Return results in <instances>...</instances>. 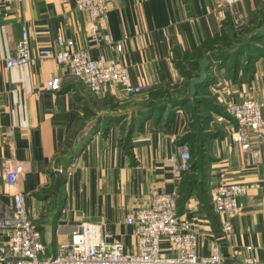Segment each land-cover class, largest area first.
Instances as JSON below:
<instances>
[{
    "label": "crops",
    "instance_id": "obj_1",
    "mask_svg": "<svg viewBox=\"0 0 264 264\" xmlns=\"http://www.w3.org/2000/svg\"><path fill=\"white\" fill-rule=\"evenodd\" d=\"M263 10L264 0H111L95 42L87 31V14L76 7V0L0 2V217L12 207L3 172L21 164L17 187L41 232L45 256L53 255L83 220L99 223L108 242L135 250L136 238L125 217L148 205L153 193L178 191L188 171H175L167 157L178 156L175 141L187 116L178 110L166 125L136 118L127 148L119 139L126 133L129 115L118 117L109 105L130 110L141 92L165 84L178 85L183 92L182 72L194 70L189 64L194 58L182 55L217 33L232 39L227 27L233 28L234 22L240 28L252 25ZM22 30L32 50H58L56 36L70 37L75 48L86 49L92 57L125 64L130 81L146 89L125 94L119 84L110 83L94 95L69 74L66 64L53 58L7 67L4 59L14 52ZM108 32L122 39L121 49L106 42ZM203 54L214 75L215 103L226 107L230 101L252 97L263 102L264 118V54L235 73L228 61L220 62L217 48ZM52 76L61 78L59 90L47 88ZM214 120L217 133L206 135L205 156L196 169L197 174L204 172V186L197 184L183 202L176 200L177 213L196 226L201 254L217 242L224 264H247V257L264 264V161L253 162L251 153L231 140V119ZM72 130L75 138L83 133L84 138L76 155L62 163L60 151L68 150L64 142ZM56 169L62 181L54 188ZM222 182L248 188L232 214H218L212 207V196ZM225 222L231 227L227 233L222 229ZM8 234L9 229L3 230L2 238ZM160 243L163 252H173L166 238Z\"/></svg>",
    "mask_w": 264,
    "mask_h": 264
},
{
    "label": "built area",
    "instance_id": "obj_2",
    "mask_svg": "<svg viewBox=\"0 0 264 264\" xmlns=\"http://www.w3.org/2000/svg\"><path fill=\"white\" fill-rule=\"evenodd\" d=\"M17 0H0L11 2ZM111 0H76V7L87 14V31L95 42L100 39V20L106 21V12ZM58 50L41 47L32 50L28 33L22 30L15 50L4 59L7 67H19L34 63L39 58H53L67 65L69 74L83 82L94 95L101 93L110 83L119 84L125 94L138 93L146 89L142 83L130 81L127 66L103 56L92 57L84 48H75L70 37L58 34ZM106 42L122 48V39L110 32ZM48 89H60L61 78L52 76L46 80ZM263 102L252 97L230 101L226 110L231 118L229 136L245 153H251L253 162L264 161ZM178 156L167 157L175 171L189 169V152L184 144L178 146ZM21 164L6 168L3 172L7 186L12 191V207L8 215L0 217V262L4 264H224L217 242L207 254L198 251L199 232L194 223L177 213L178 191L172 189L153 193L150 203L126 215L136 238L135 250L108 242L97 222L83 220L71 235L59 243L53 255L45 256V245L39 228L32 222L25 206L24 194L17 187ZM247 186L239 182H222L212 196V207L218 214H232L238 209V197L247 192ZM225 222L222 229L230 230ZM9 229L7 239L2 232ZM166 238L173 248L172 253L161 249V238ZM244 263L254 264L252 257Z\"/></svg>",
    "mask_w": 264,
    "mask_h": 264
},
{
    "label": "trees",
    "instance_id": "obj_3",
    "mask_svg": "<svg viewBox=\"0 0 264 264\" xmlns=\"http://www.w3.org/2000/svg\"><path fill=\"white\" fill-rule=\"evenodd\" d=\"M256 20L257 21H256L255 25H253V27H251L252 25L245 27V28H248L247 33L249 32V34H250V38H249L250 40L249 41H253V42L255 40H257V38L259 39L261 36L264 35V10L260 12V14L258 15ZM228 35L229 36L233 35L232 39L231 38L228 39L227 38L228 36L222 35V34L218 35V33H217V34L213 35L212 37L203 40V42L197 48H195V50L191 54L187 53L185 55H182L183 59H187L189 57L194 58L192 61H189V64L193 66L194 70L191 72H182V74L186 78V81H185L186 83L184 85V91L182 92L184 94H182L181 91L180 92L178 91V93L174 94V95L167 93V91H170V88H169L170 84H165L166 87H164V88L162 86H157V87H155L149 91H144L141 93L138 92L140 94H146V95L144 97H137V101H135L132 108H130V110H128L129 112L124 115V116L129 115V118H128V123H127V127H126V133L124 136H122L119 139V142L121 145H124V140H127L126 141L127 146H125V147H127V148L129 147L128 146V144H129V133L135 127L134 120L136 119V117H139L138 115H135L136 113L141 114V113H139L140 111H144L146 109L155 108V107L157 108L159 106L168 110L169 106H171V104L177 103V101H179V100L181 102L188 103L189 100L192 101L191 99H194V98L200 99L199 97L201 95H199V92H198L199 89L198 88H201V87L203 88L204 87L203 84L205 81L196 85V91L194 94L186 96V94L189 91L188 81H189V79H191L192 77H194L196 75V72H197L198 66H199V64H198L199 59H201L203 57V55H204L203 53L205 52V50L222 47L223 49H225L228 52L221 51V53H220L221 58L223 56L228 57L229 54L231 56L232 53L237 52L236 49H234V48L231 51L230 45L227 43V42L233 41V39L235 37L234 34L231 35V34H229V31H228ZM240 47H242V46H240ZM241 50L245 51L246 48L244 47ZM257 51L259 52L257 55L254 53H248L247 54L246 58H250V59H249L248 63L244 64V66L242 67V68H244V70L249 68L250 63H252L258 55L264 54V51L260 52L259 49H257ZM173 54L174 55L178 54V51L175 49L173 51ZM237 66H239V63ZM235 72L236 71H234V73ZM207 78H208V76L206 77V80H207ZM173 90L176 91L178 89L173 88ZM131 94H133V93H131ZM198 102H200L199 104L202 105V106H198V108L204 107L206 109V107L208 106L207 103L211 104V101L209 99H206V98H202L201 100H198ZM212 104L216 108L215 110L224 113V110L219 105L214 103V101L212 102ZM190 107L195 108V106H190ZM131 111L135 113L134 114L135 116L131 115L132 114V113H130ZM197 114H200L199 111H197L196 115ZM200 121L201 120L196 121V124L197 123H198V125L201 124ZM92 123L90 125H92ZM140 123H141V121H140ZM93 127L91 129H94ZM198 127L200 128V125ZM213 133L215 135L217 132L213 131ZM213 133L207 132V133H203V135L206 136V135H211ZM76 136H77V134L73 133V130L71 132H69V134L67 135L64 143H65V145L68 146V150L62 149L60 151L61 154L59 156L61 158L62 163L76 155L77 150L79 149V147L83 141L84 133L82 135L79 134L78 135L79 138H75ZM123 137H124V139H123ZM201 140H202V137H201ZM202 148H203V146H202ZM191 155H192V153H191ZM196 156L197 157L194 158L193 160H192V156H191V160H192V162L190 160L191 166H189V170H188V172H186V174H185V176H184V178H183V180H182V182L178 188L177 203L183 202V200L187 198L189 193H191V191L193 190V188L197 184H201V186H204V182H205V178L203 176L204 172L201 171L202 175L196 173V169H198V167H199L198 165H201L202 158L205 156L203 153V150L199 151V153H196Z\"/></svg>",
    "mask_w": 264,
    "mask_h": 264
},
{
    "label": "rangeland",
    "instance_id": "obj_4",
    "mask_svg": "<svg viewBox=\"0 0 264 264\" xmlns=\"http://www.w3.org/2000/svg\"><path fill=\"white\" fill-rule=\"evenodd\" d=\"M236 25V26H235ZM253 25H255V23L252 24L251 27H253ZM227 29H229V34H234V39L232 42H227L230 45V50L232 51L233 48L236 49V53H232V55L230 56V54L228 55V57H220V53L221 51H226L225 49H223L222 47L217 48V50L219 51L218 54V58L220 60V62H224L225 60L228 61V67L230 68V71H237L238 69L242 68L244 66V64H247L250 58H246L248 53H254V54H258L259 52L257 51V49L260 50V52L264 51V35L261 36L259 39L257 38V40L253 41H249L250 39V34L249 32L247 33L248 28L245 27H237V22L233 23V28L232 27H227ZM251 31V30H250ZM244 35V36H243ZM242 46V47H240ZM246 48L245 51H242V48ZM228 52V51H226ZM239 63V66H237ZM212 71V69H211ZM211 71L210 68H207V80L205 79L204 84H203V88H198L199 89V95H201L199 98L200 99H191L192 101L188 102V103H184L181 102L180 100L177 101V103L171 104V106H169V109H165L163 107H155V108H150V109H146L144 111H140L138 113H134V112H130L132 113L131 115L135 116L138 115L139 120H142V122H145V120L151 118L153 123L156 120L162 121L163 125L168 124L176 115L178 110H182L183 113L187 116V123L185 124V127L183 128V131L179 133V135L176 138V146H177V151H178V146L181 144H184L186 146V148H188V152H189V158H188V163L189 166H191V162L194 158H196V153H199V151L204 149L202 148V144L204 142V139L206 138L205 135L202 134V132L204 131V133H213L214 130L217 129L216 123H215V116H224L226 117L228 120L231 119L226 107H221L224 110L223 112L217 111L215 110L216 108L213 106L212 102L214 101L215 103V92H214V87L212 86L214 84L213 81V77L214 75H211ZM230 72V73H231ZM229 73V74H230ZM190 80V79H189ZM170 91H167V93L170 94H177L178 91H182V89H180V87L178 85L172 84L169 86ZM173 88L178 89L176 91L173 90ZM184 91V90H183ZM195 91H196V86H195ZM182 93V92H181ZM195 93V92H194ZM193 93V94H194ZM184 94V93H182ZM146 94H141L139 97H144ZM192 95V94H191ZM187 96V94H186ZM202 98H206L209 99L211 101L210 103H207V107L206 109L204 107H199L198 106H202L201 104H199L200 102H198V100H201ZM190 106H195V108L190 107ZM121 108V109H119ZM128 107H124V106H120L118 107L115 103L109 105V110L113 111L118 117L124 116L125 114H127L129 111L127 110ZM197 111H199V113L201 114H197ZM135 114V115H134ZM201 120V124L200 128L198 127V123L196 124V121ZM155 124V123H154ZM124 127H126L125 123H123ZM209 128V129H208ZM202 137V140H201ZM124 139V137H123ZM127 139V138H126ZM127 140H124V146H127ZM192 153V155H191ZM191 156H192V160H191ZM191 160V162H190ZM189 170V169H188ZM186 170V171H188Z\"/></svg>",
    "mask_w": 264,
    "mask_h": 264
},
{
    "label": "water",
    "instance_id": "obj_5",
    "mask_svg": "<svg viewBox=\"0 0 264 264\" xmlns=\"http://www.w3.org/2000/svg\"><path fill=\"white\" fill-rule=\"evenodd\" d=\"M198 70L196 75L189 80V95L195 92V86L202 83L207 77V68L209 66V60L206 57H202L199 60ZM55 175L54 188H57L62 181L61 170H54Z\"/></svg>",
    "mask_w": 264,
    "mask_h": 264
}]
</instances>
